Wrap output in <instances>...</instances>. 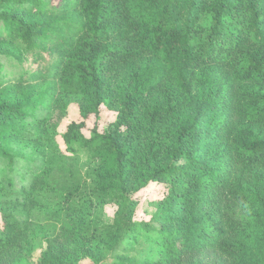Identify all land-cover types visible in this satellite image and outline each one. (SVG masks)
Listing matches in <instances>:
<instances>
[{"label": "trees", "instance_id": "obj_1", "mask_svg": "<svg viewBox=\"0 0 264 264\" xmlns=\"http://www.w3.org/2000/svg\"><path fill=\"white\" fill-rule=\"evenodd\" d=\"M84 259L264 264V0H0V264Z\"/></svg>", "mask_w": 264, "mask_h": 264}, {"label": "rangeland", "instance_id": "obj_2", "mask_svg": "<svg viewBox=\"0 0 264 264\" xmlns=\"http://www.w3.org/2000/svg\"><path fill=\"white\" fill-rule=\"evenodd\" d=\"M56 114V113H55ZM116 114L113 111L108 110L105 107H102L99 113V117L95 119L94 116H91L88 118L86 121V126L84 128V132L89 135L90 129L97 124V127L100 131L103 130V128L106 127V125L113 121L115 119ZM79 113H78V106L76 104H70L66 111L65 115L60 121L58 125V131L59 134L65 129L66 124L71 121V120H78ZM58 141H61L60 136H58ZM63 148L64 146L61 145ZM89 162H90V157L88 152H82L80 154V171L83 173L86 170H88L89 167ZM163 189L161 188V185L159 183H151L148 185L146 189H144L140 195L142 196L141 200V209H139L138 213V218L139 219H149L150 216V206L147 205L148 199H158L159 195ZM115 210V206L113 205H108L106 206V215L107 217H111L113 212ZM39 251L35 253V257H38ZM80 264H92L91 261L88 259H84L80 262Z\"/></svg>", "mask_w": 264, "mask_h": 264}]
</instances>
